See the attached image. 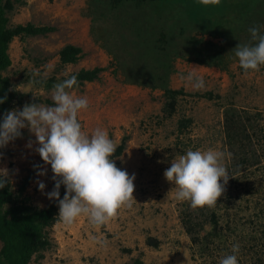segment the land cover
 Here are the masks:
<instances>
[{
	"label": "rangeland",
	"instance_id": "rangeland-1",
	"mask_svg": "<svg viewBox=\"0 0 264 264\" xmlns=\"http://www.w3.org/2000/svg\"><path fill=\"white\" fill-rule=\"evenodd\" d=\"M11 1L9 25L31 22L53 26L54 30L43 35L17 36L10 42L8 53L12 63L3 75L9 77L11 87L22 97L13 101L9 111L22 110L26 103L53 106L52 89L56 83L81 68L103 67L97 79L78 83L71 90L89 102L88 108L78 114V120L88 134L101 128L117 146L123 141L121 153H114L111 159L118 168L135 175L136 200L130 207H122L116 216L99 226L87 216L78 217L71 225L57 216L45 228L49 245L40 255L34 254L29 264H218L222 257L232 254L236 243L240 245L239 264H261L264 65L258 71L245 72L234 52L239 44H251V33H241L239 37L237 34L238 38L228 40L223 68L189 60L191 47L178 40V46L187 52L174 59L168 78L171 89L181 90L170 108L164 105L168 96L163 89L137 82L147 75L149 65L145 61L154 56L140 46L142 41L135 28L148 19L145 16L149 10H136L131 1L120 8H113V0ZM168 1L159 0L162 9L154 16L177 21V16L163 11ZM257 10L254 5L251 13L256 15ZM243 17L241 14L240 25ZM259 20L262 29L264 10ZM188 33L197 32L194 29ZM196 37L211 39L218 45L222 40L219 35L204 33H197ZM67 44L81 47L82 55L77 62L61 64L58 52ZM190 72L203 78L202 89L186 81ZM49 80L51 86L46 84ZM228 109L245 119L241 134L248 136L240 134L241 142H227L224 117ZM22 133L21 138L0 148V169L8 170V182L15 193L28 179L21 198L43 208L53 201L46 195L54 188L53 172L35 150L39 144L28 147L30 141L35 142V136L28 128ZM209 148L225 153L224 164L230 178L214 207L194 209L190 202L174 198V192L170 193L174 185L164 177V172L176 155ZM244 157L246 164L240 163ZM37 165L47 169L46 176L37 175ZM38 180L46 185L43 193ZM189 218L192 222L185 223ZM190 227L194 234L187 231Z\"/></svg>",
	"mask_w": 264,
	"mask_h": 264
},
{
	"label": "clouds",
	"instance_id": "clouds-1",
	"mask_svg": "<svg viewBox=\"0 0 264 264\" xmlns=\"http://www.w3.org/2000/svg\"><path fill=\"white\" fill-rule=\"evenodd\" d=\"M199 3L218 5L220 0H199ZM249 32L256 43L239 44L234 49L245 72L258 71L264 65V34L258 26L249 28ZM185 79L198 90L205 86L203 78L195 72L188 73ZM77 86L78 79L73 75L53 86V106L26 103L22 110L5 112L0 122V148L21 138L22 130L28 128L36 138L28 147L38 143L35 150L46 165H51L55 184L46 195L49 200L58 202L60 220L71 225L78 217L87 216L92 224L99 226L116 216L122 207L131 206L135 199V175L130 176L111 159L117 145L106 130L96 128L91 134L82 130L78 114L88 108L89 102L71 91ZM224 160L225 153L213 148L190 149L176 155L164 172V177L174 185L170 193L174 192L178 201L190 202L194 209L214 207L230 178ZM35 167L38 176L47 175L46 168ZM7 181L8 170L0 169V188L5 187ZM37 184L43 193L45 183L38 180ZM62 185L66 191L61 199ZM231 252L218 264H239V243L233 244Z\"/></svg>",
	"mask_w": 264,
	"mask_h": 264
},
{
	"label": "trees",
	"instance_id": "trees-1",
	"mask_svg": "<svg viewBox=\"0 0 264 264\" xmlns=\"http://www.w3.org/2000/svg\"><path fill=\"white\" fill-rule=\"evenodd\" d=\"M129 1L135 8H138L136 10H149V15L145 16L148 19L135 28L140 38L139 41L143 42H140V46H144L147 51L154 55L153 58H150L151 61L149 59L145 61L149 65L148 71H146L147 75L142 80L138 78L137 82L147 84L152 88L163 89L168 96L164 105L170 108L173 107L176 94L181 90L171 89L168 86V78L174 69V59L185 56V52H187L182 46H178V40L184 44L187 43L189 45L187 48L191 47L189 60L193 59L201 64L223 68L228 40L231 41L235 36L237 37V34L239 37L241 33L246 36L249 35V28L253 26L260 27L261 34H264V28L261 29L262 23L259 20V16L264 10L263 0H237L235 2L220 0L218 5H203L199 3V0H170L163 11H168L173 16H177V21L154 16V13H158L162 9L159 0L157 2L154 0H113V8L129 5ZM147 4L151 7H148ZM254 5L259 9L256 15L251 13ZM12 8L11 0H0V101H3L0 103V122H2L5 112L9 111L13 101L17 97H22V94L11 87L9 77L3 75V71L12 63L8 53L10 42L17 36L43 35L54 30L53 26L34 25L31 22L9 25L7 13ZM232 9H236V12H231ZM229 13L234 14V16ZM241 14L244 17L240 25L238 21ZM174 22H177V25ZM194 29L197 33H204L213 37L219 35L222 40L218 45L211 39L205 40L203 37H196L197 33L190 35L188 32ZM254 43L256 41L251 42V44ZM58 55L61 64L74 63L81 57L82 49L79 46L67 44L59 50ZM102 70L103 67L99 66L91 69L81 68L74 75L77 77L78 83L83 84L84 81L97 79ZM130 76L134 78V76ZM46 84L51 86L52 82L49 80ZM244 121L242 115H238L233 109L225 111L224 129L228 144L234 140L241 142L240 136L244 132ZM242 136L248 135L243 134ZM123 143L121 141L117 146L116 155L121 153ZM240 160L242 164L247 163L245 157ZM27 182L28 179L18 187L16 193L8 181L5 187L0 188V241L2 242L0 264H29L34 254L40 255V252L49 245L45 228L50 227L56 221L59 214L58 202L53 200L43 208L31 205L27 202V198H21V193L24 191ZM65 191V187L62 185L60 189L61 199ZM185 221V223L192 222L190 218ZM187 231L193 233L194 230L190 227L187 228ZM192 239L196 240V236H193ZM261 264H264V260Z\"/></svg>",
	"mask_w": 264,
	"mask_h": 264
}]
</instances>
